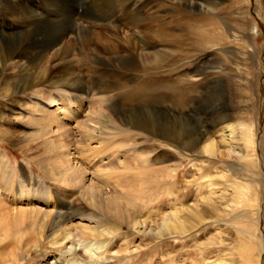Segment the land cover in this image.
Returning a JSON list of instances; mask_svg holds the SVG:
<instances>
[{"label": "rangeland", "instance_id": "374dc122", "mask_svg": "<svg viewBox=\"0 0 264 264\" xmlns=\"http://www.w3.org/2000/svg\"><path fill=\"white\" fill-rule=\"evenodd\" d=\"M152 1L153 4L144 11L145 20L151 26L156 24L155 13L159 20L171 17L170 10L159 9L161 4L166 3L189 16H210L206 15L204 9L196 8L191 3ZM250 3L246 17L251 21L252 28L247 50L177 48L175 65L167 67L164 64V69L151 73L153 76L137 74V79L131 74L136 80H131L130 73L122 70L117 62L127 56L125 52L117 54L110 48L109 51L102 47L99 49V43L95 42L89 49L82 46L84 37L93 40L98 35L118 45L119 33L113 30L110 22L87 18L84 10L78 9L74 25L63 37L61 46L74 43L73 72L88 89L89 98L85 101L87 109H91L88 113L90 116L97 114L98 119H102L106 125L113 121L130 137H126V133L111 132L112 135L110 128L106 127L86 132L89 129L75 127L80 124L78 120L82 116L70 119L69 124L64 122L65 126L59 134L46 135L36 121L42 114L38 108L41 106L48 111V104L58 101L55 90L42 85L21 92L16 90V86L21 74H28L34 80L45 70L50 71L51 79L60 72L61 59L54 58L55 51L36 52L33 55L31 51L26 58H16L7 68L0 70V159L3 161L0 166V202L3 205L0 218L7 216L13 221L7 235L5 230H0V264H32L29 260L34 259L35 262L41 258L56 236L66 232L75 233L71 226L78 225L80 220H84L83 225L101 232L102 237L86 240L80 233L70 234L80 238L79 242L90 244L82 246L80 259L69 264H86L85 259L82 261L81 258H85L89 252H98L102 258L101 264H245L237 252L238 246L251 249L250 264H264V0H250ZM227 4L228 0L222 2V6ZM22 5L37 12L35 14L39 17L49 16L56 20L57 15L53 11L49 13L42 0H0V44L9 35L32 30V19L23 15L13 17L9 13L11 6ZM119 20L120 25L124 24L123 20ZM81 29L86 32L82 34L83 38L79 33ZM145 29L142 26L140 32L149 33V29ZM133 30L136 32L133 36H138L139 29ZM176 33L181 34L182 31ZM156 46L153 50L152 47L143 50L146 53L169 50L161 44ZM246 58L251 71L246 65H241ZM209 65L214 66V70L209 69L208 72L204 69ZM221 67L223 73L219 70ZM178 79L183 80L182 84L173 90H160L159 95L158 92L143 96L136 93L141 87L157 80ZM231 79L234 86L229 83ZM251 79L256 82L254 90H245ZM6 82H9L8 86ZM108 82L114 90L106 94L108 101L101 103V87L103 89ZM37 94L40 96L36 97ZM135 113L145 116L164 114L176 119L179 125H187L185 131L188 133L209 130V135H213L217 141L227 126L235 127L239 135L240 124L244 122L252 128V143L246 144L236 136L235 144L232 143L231 147L219 144L220 151L231 148L242 158L235 155L232 158L199 155L206 139L196 151L183 149L179 143L168 144L150 132L124 125L125 118ZM70 118H73V114ZM48 141H54L55 151L51 148L47 150ZM51 155L69 156L78 165L80 173L75 172V175L78 174V178L83 180L84 188L95 187L108 197L117 196L121 188L125 189L126 195L133 194L134 191H129L122 180V176H126L123 175L125 166L129 163L144 157L153 169L152 174L157 173L158 169L165 171V178L154 185L155 189L145 186L137 202L142 204L138 208L141 210L139 215L150 223L152 233L138 232L139 229L129 226L123 216L116 215L117 212L124 214L132 209L125 199L118 208L96 204L92 202L93 196L101 197L100 192L95 190L93 196L86 197L73 184L70 186L60 182V177L51 174L45 167V157ZM250 165H253L252 169ZM236 183L250 189L244 188L246 193H239L235 188ZM206 199L215 201L216 216L184 214L187 230L174 233L161 229L163 216L184 206L198 205L203 212L210 210ZM69 209L78 215V219L64 224L58 214ZM125 209L128 211L125 212ZM22 211L26 212L24 216L20 215ZM44 212H52V216L48 218ZM15 220L22 222L12 229ZM155 233L158 235L154 236ZM219 244H222L225 255H221ZM92 245L105 247L92 251L89 248Z\"/></svg>", "mask_w": 264, "mask_h": 264}, {"label": "bare ground", "instance_id": "6f19581e", "mask_svg": "<svg viewBox=\"0 0 264 264\" xmlns=\"http://www.w3.org/2000/svg\"><path fill=\"white\" fill-rule=\"evenodd\" d=\"M42 1L48 8L49 13L53 11V13L57 15L55 18L56 20L49 16H41V18L37 14H35L37 12L34 13V11H32L30 8L25 7L23 5L10 7V12H8L11 13L12 16L23 15L26 18L32 19V30L28 32L18 33L14 36L9 35V38L6 37L7 39H5L0 44V70H4L5 68H7L8 64L13 63L16 58H26L30 54L29 52L31 51V54L33 55L36 52L46 53L49 50H53L55 51L53 55L54 58L61 59L59 65L61 66L62 70L55 74L52 79L50 78L51 73L49 70L41 72L37 75L36 79L34 80L30 79V75L28 74H21L19 76V84H17L16 86V90L21 92H25L42 85H47L49 88L55 90V97H57L56 99H58V101H56L55 103H49L48 111L44 110L41 106H39L40 108H38V110L42 114L40 115V118L36 121L38 124H40L41 129L45 130L46 135L59 134L65 126L64 122L69 124L70 119H76L82 116V118L78 120V123L80 124L75 127H82L85 130L89 129L86 130V132L90 133L91 130L95 131L99 127L101 129H104V127H106L110 128V133H126L125 136L128 135V137H130V134H128V132H125L124 129H122L121 127L119 128V126H117L113 121L110 120V125H106L104 121H102V119H98L97 114L93 113L90 116V114L88 113L91 110L89 109V107L87 109L88 104L85 103V101L89 98L87 96L88 89L86 88V86L83 85L84 82L81 81L80 77L75 72H73L75 66V64L73 63V57L75 56L73 45L74 43L72 42L61 46L63 37L74 25V19L77 16L78 9H83L84 15L87 18L110 22L112 24L111 27H113V30L116 29V31L119 33L117 36V33L115 32V35L118 37V45L116 44V46L115 44H111V42L109 43L108 40L102 37L101 35H98V37L94 38L93 40L89 39L88 37L83 38L82 34L86 32L81 29L79 33H81V37L83 38H81L82 46L85 47V49H89L92 42H95L96 44L99 43V49H101L102 47L103 49L109 51L110 48L111 51L113 50V52L117 54L118 52H125L127 56L120 58L117 62L120 64L122 70L130 73L129 76L131 74H134L137 79V74H149L153 76L151 73H155L157 71L159 72V70L164 69V64H167V67L175 65L177 57L175 49L177 48H209L207 49V51L237 48V50L241 49L245 51L248 47H250V30L252 28V23L249 19H247L248 17H246V15L249 13V6L251 5L250 0H228V4L223 6L222 2L225 0H175L185 2L188 5L191 3L196 8H201L202 10L204 9L207 13L206 15H210L209 17L201 15L196 16L197 14L194 17L189 16L185 12H179V10L175 8V6H173L172 4L167 6V3L166 5H162V2H160L161 5L159 6V9H167L168 11L170 10L169 13L171 14V17H169L168 20H159L160 18H157L155 13L154 18H156V24L154 26H151V23L147 22L145 20L146 17L144 16L146 15L144 14L145 9L150 4H153L150 2L151 0ZM155 11L157 12V10ZM119 19L123 20L124 24L120 25L118 23ZM130 25L132 26L129 28ZM119 26H122L124 28L120 30L122 27L120 28ZM142 26L146 29H149V33L147 31H145L146 33L140 32V28ZM178 28H180V30ZM133 29H139V31L136 30L137 32H139L138 36H133V33H136ZM176 31H182V33L178 34L176 33ZM105 37H107V35ZM157 44L164 45L169 50L166 49L167 51L159 50L148 53L143 50L147 47L149 49L150 47H152L153 50V48L157 47ZM38 56L39 55H37V57ZM29 59L31 60V57ZM247 61L248 58H246L245 63L241 65H246L247 69L251 71ZM30 64L32 63L30 62ZM204 69L210 72L209 69L214 70V66L209 65L206 66ZM219 70L221 73H223L224 71L222 67ZM239 70L240 69H238V71ZM250 75H252L251 72ZM105 77L107 78L106 75L104 76V78ZM136 78L131 77V80H136ZM127 81L128 80L126 79V82ZM182 82V79H178L177 81L157 80L149 86L141 87L140 89H138V91H136V93L138 96H143L146 93L158 92L157 94L159 95L160 90H173L175 87L179 86V84H182ZM6 83V85L8 86L9 82ZM229 83L231 86H234L233 79H231ZM255 86L256 82L254 83V80L251 79L249 85L246 86V88L244 89L254 90ZM66 89L69 90V92L66 91ZM113 90V85L108 82L106 83L103 89L101 87V91L100 89L96 91L97 94L98 91L102 93V95L100 96L101 99H103L101 100V103L104 101H108L106 94L108 92H112ZM4 92L6 93V91ZM40 94H37L36 97H38V95L40 96ZM86 109L87 112H85ZM72 114L73 118H70ZM124 125H127L128 127L133 129L144 130V132H150V134H153V136L163 139L164 141L168 142V144L174 145L179 143L181 144L183 149L191 151H196L201 146L202 141L206 139L204 147L199 150L201 152L197 153L199 155H204L208 157L232 158V155H235V157L237 158H242V155L236 154L235 151H233V149L231 148L228 150L221 151L219 149V144L227 148L231 147L232 143L235 144L236 136H238L239 140L245 141L246 144L252 143V128L246 126L244 122L240 124L239 135L238 132H236L235 127H225V129L222 131L223 135L222 137H220L219 141H217L213 135H209V130H203L200 132L197 131L196 133H188L185 131L187 125H179L176 119H172L171 117L166 116L164 114H149L145 116L140 113H135L134 115L125 118ZM48 142L49 143H46L48 148L45 146L47 150L51 148L52 151H55V146L53 144L54 141ZM143 158L138 159L132 164H127L123 172V175H126L127 177L122 176V180L128 186L129 191H134L133 194L126 195L124 191L125 189L121 188L119 193H117V196L112 195L110 197H108L105 193L103 194L100 189H95V187L89 186L88 188H84L83 180L78 178V174L75 175V172L80 173L78 165L76 162L71 160L69 156L51 155L49 158L45 157V159L47 160L44 162L46 165L45 167L51 172V174H56L57 176H59L61 179L60 182L67 183L70 186H72L73 184L78 189L77 191H79L80 194L85 193L82 195H86V197H88L89 195L93 196V192L95 190L97 192H100L102 194L101 197L93 196L92 202L96 204H107L112 208H118L121 207L123 199H125L130 204V206H132V209H130V211L125 209V212L128 211L127 213L123 214L117 212L116 215L119 217L123 216V219H126V222L129 226H133L135 229H139L138 232L152 233L153 230L150 223L147 222V219L142 220V216L139 215L141 210H139L138 208H140L142 204H140L141 202H137L141 199L139 196L143 193L145 186L147 187V189H155L153 188L154 185H156L158 181L165 178V176L163 175L165 171L158 169L157 173L152 174L153 169L150 168L148 161ZM2 162V159H0V166L3 165ZM249 168L252 169L253 165H250ZM167 173L168 172L166 171V174ZM54 180L58 181L57 178H55ZM129 183H132V185L130 186ZM213 185L214 184H212V186ZM247 187L248 186L245 185L237 183L235 184L236 191H238L239 193H246L244 188L250 189V187ZM141 197L143 198V196ZM1 202L0 208H3ZM214 203L215 201H213L212 199H206V204L208 205L210 210L204 212L202 211L203 209H200L198 205H195L193 207L189 205L184 206L182 207V209L172 212L171 214H167L163 216V221L160 223L161 229H167L169 232L174 233H180L184 230H187L188 226L186 224V220L183 218L184 214H192L194 216H197L201 215L202 213L203 216L207 214L209 216H216ZM25 213V211H22L20 212V215L24 216ZM51 213L52 212H44L45 216L48 218L52 216ZM37 215L39 216L40 213H37ZM58 215L61 216L62 222H64V224L70 223L72 219H78V215L76 213H72L70 209L69 211L63 212ZM215 220L216 219H214L213 221ZM12 222L13 221L9 220L7 216H2L0 218V230H5V235H7L8 230H11L8 229V227ZM21 222L22 221L15 220V224L13 225L12 229L19 226ZM83 223L84 220H80L78 225L71 226L72 231L75 233H80V236L84 237L86 240H95L102 237L101 232L93 230V228H90L87 225H83ZM75 233L66 232L62 235L56 237L54 236L55 241L49 247H47V249H45L44 254L41 258L36 259L35 262H33L34 259L30 258L26 260L28 261L30 259L29 261H31L32 264H69L73 261H76L77 259H80L79 253L82 250L81 247L89 245L90 242H79L80 238H76L70 235ZM153 235L156 236L158 234L155 233ZM104 247V245L97 247H94L92 245V247L89 248H91L93 251L95 249L99 250ZM218 249L221 255L226 254L223 250L222 244H219ZM205 251L208 250L205 249ZM237 252L239 256L244 259L245 264L252 263L251 249H248L243 246H238ZM211 253L213 252H210V254ZM83 259H85V261ZM81 260L86 262V264L102 263L100 262L102 261V258L100 257L98 252H89L87 253V256L85 258H81Z\"/></svg>", "mask_w": 264, "mask_h": 264}]
</instances>
